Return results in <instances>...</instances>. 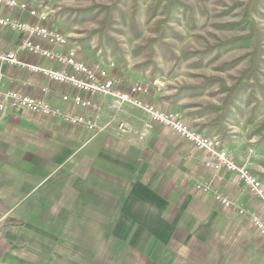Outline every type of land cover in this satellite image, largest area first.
Here are the masks:
<instances>
[{
	"label": "crops",
	"instance_id": "obj_1",
	"mask_svg": "<svg viewBox=\"0 0 264 264\" xmlns=\"http://www.w3.org/2000/svg\"><path fill=\"white\" fill-rule=\"evenodd\" d=\"M0 15L33 20L1 6ZM23 38L22 33L0 27V50L15 49ZM19 58L56 66L26 52H20ZM0 72V89L41 96V88L46 87L44 97L51 105L93 118L100 129L92 132L25 109L0 113L3 215L23 219L33 232L50 209H58L55 218L61 228L56 232H64L70 218L79 223L81 244L89 249L84 254L89 256L97 253V245L90 241L99 239L112 245L120 242L121 256L133 246L137 255L146 257L142 264H216V257L226 255L230 247V255L244 253L252 256V264H264L258 242L246 231L252 226L250 212L264 217L259 201L231 173L206 169L201 151L170 129L151 123L139 109L117 106L110 96L77 91L8 63L0 64ZM76 94L90 99L95 108L73 106L62 99ZM147 98L158 106L153 96ZM198 182L208 184L212 192L198 193ZM215 191L235 199L246 214L218 209ZM0 264L13 263L4 259Z\"/></svg>",
	"mask_w": 264,
	"mask_h": 264
},
{
	"label": "rangeland",
	"instance_id": "obj_2",
	"mask_svg": "<svg viewBox=\"0 0 264 264\" xmlns=\"http://www.w3.org/2000/svg\"><path fill=\"white\" fill-rule=\"evenodd\" d=\"M22 1L43 24L62 32L80 59L102 62L126 85L143 83L146 98L153 96L161 109L179 111L192 127L216 137L236 164L264 183V0ZM57 210L50 209L30 232L23 219L0 208V260L142 264L146 258L133 246L121 256L120 242L99 239L90 241L96 255L84 254L89 249L81 244L79 223L70 218L64 232H56ZM246 228L264 257V238ZM232 253L230 247L216 264L225 258L227 264H252V256Z\"/></svg>",
	"mask_w": 264,
	"mask_h": 264
},
{
	"label": "built area",
	"instance_id": "obj_3",
	"mask_svg": "<svg viewBox=\"0 0 264 264\" xmlns=\"http://www.w3.org/2000/svg\"><path fill=\"white\" fill-rule=\"evenodd\" d=\"M0 6L26 13L30 19L21 20L7 15H0V27L22 33L24 38L11 51L0 50V64L8 63L25 68L32 73H40L49 80L68 85L71 89L90 94L110 96L117 106L130 105L143 112L151 123L164 126L181 139L203 153L202 165L215 173L221 171L234 173L246 190L260 203L264 210V183L247 166L238 165L230 157L228 151L221 147L217 138L209 136L188 124L184 116L176 110H163L154 103L147 101V89L141 82L123 83L120 78L112 75L103 63L89 64L78 57V48L70 46L66 36L41 22L37 10L22 0H0ZM67 45H69L67 47ZM57 47H66L58 51ZM20 52L45 58L56 66L44 67L28 63L19 58ZM1 76V72H0ZM41 96H31L14 89H0V113L7 109H25L46 117H52L72 126H82L92 132L100 129L93 118L81 113H73L51 105L44 97L48 93L46 87L41 88ZM64 101L73 106L94 109L90 99L76 94L64 95ZM195 189L200 194L212 192L206 183H196ZM215 202L224 209L238 214H246L235 199L217 191L213 192ZM255 230L264 238V218L255 211L249 213Z\"/></svg>",
	"mask_w": 264,
	"mask_h": 264
}]
</instances>
